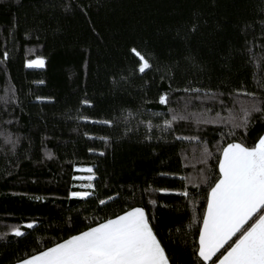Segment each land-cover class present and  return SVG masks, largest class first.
<instances>
[{
    "label": "trees",
    "instance_id": "1",
    "mask_svg": "<svg viewBox=\"0 0 264 264\" xmlns=\"http://www.w3.org/2000/svg\"><path fill=\"white\" fill-rule=\"evenodd\" d=\"M261 136L264 0H0V264L135 207L169 264H203L222 150Z\"/></svg>",
    "mask_w": 264,
    "mask_h": 264
},
{
    "label": "snow or ice",
    "instance_id": "2",
    "mask_svg": "<svg viewBox=\"0 0 264 264\" xmlns=\"http://www.w3.org/2000/svg\"><path fill=\"white\" fill-rule=\"evenodd\" d=\"M132 51L140 60L139 72H145L150 67L148 60L136 49ZM44 65L43 59L26 63L28 68ZM167 102L166 96L159 98L160 104ZM243 111L244 119L236 127L246 128L251 113L260 112L261 108L254 104ZM167 126L171 127V123ZM218 168L219 179L208 194L196 255L203 264H264V136L251 147L243 143L228 144L222 150ZM88 195V192L71 193L72 197L79 198ZM180 195L187 197L189 193L185 191ZM150 202L155 204V201ZM23 227L32 229L34 224ZM11 234L19 238L26 233L17 227ZM225 245L227 249L217 257ZM22 264H169V257L145 210L135 207L25 259Z\"/></svg>",
    "mask_w": 264,
    "mask_h": 264
},
{
    "label": "rangeland",
    "instance_id": "3",
    "mask_svg": "<svg viewBox=\"0 0 264 264\" xmlns=\"http://www.w3.org/2000/svg\"><path fill=\"white\" fill-rule=\"evenodd\" d=\"M38 59H41V58H38ZM89 176H92L91 173L85 171V169H80L79 170V174H78V176L76 178H77L78 181H82V183H83L82 186L83 187H86L87 183L92 180V179L91 180L88 179Z\"/></svg>",
    "mask_w": 264,
    "mask_h": 264
}]
</instances>
